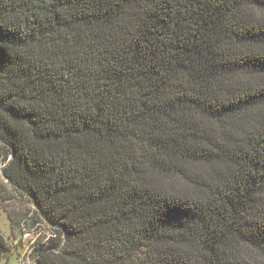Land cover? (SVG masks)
I'll return each instance as SVG.
<instances>
[{
    "label": "trees",
    "instance_id": "1",
    "mask_svg": "<svg viewBox=\"0 0 264 264\" xmlns=\"http://www.w3.org/2000/svg\"><path fill=\"white\" fill-rule=\"evenodd\" d=\"M262 50L264 0H0V200L50 230L35 264H264Z\"/></svg>",
    "mask_w": 264,
    "mask_h": 264
},
{
    "label": "rangeland",
    "instance_id": "2",
    "mask_svg": "<svg viewBox=\"0 0 264 264\" xmlns=\"http://www.w3.org/2000/svg\"><path fill=\"white\" fill-rule=\"evenodd\" d=\"M26 209H30L31 212L22 219V224L27 223V225L25 224L22 229L12 232L7 212L13 210L25 212ZM32 209L31 205L23 200L11 202H2L0 200V233L11 247V253L9 256L1 258L0 264H35L32 258L34 246L37 242L44 241V238L48 237L50 230L40 223L34 224L29 228L30 230H27L29 226L27 220L32 215Z\"/></svg>",
    "mask_w": 264,
    "mask_h": 264
},
{
    "label": "snow or ice",
    "instance_id": "3",
    "mask_svg": "<svg viewBox=\"0 0 264 264\" xmlns=\"http://www.w3.org/2000/svg\"><path fill=\"white\" fill-rule=\"evenodd\" d=\"M260 56L262 59H264V50L261 51ZM262 90H264V85H262Z\"/></svg>",
    "mask_w": 264,
    "mask_h": 264
}]
</instances>
